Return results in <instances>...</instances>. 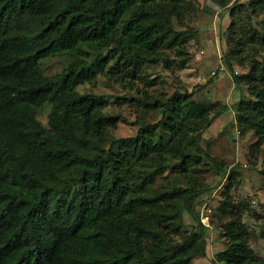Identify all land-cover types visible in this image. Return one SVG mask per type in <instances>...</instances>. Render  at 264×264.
<instances>
[{
  "label": "trees",
  "instance_id": "obj_1",
  "mask_svg": "<svg viewBox=\"0 0 264 264\" xmlns=\"http://www.w3.org/2000/svg\"><path fill=\"white\" fill-rule=\"evenodd\" d=\"M213 2L214 11L229 9L224 61L253 98L237 103L236 122L262 140L264 0ZM193 10L191 0H0V264H193L191 249L206 231L194 201L209 188L192 183L191 172L204 160L228 175L223 215L237 175L201 146L226 106L212 111L189 93L173 94L148 104L162 108L157 123L114 138L107 133L118 118L101 113L104 98L77 90L101 74L138 79L145 63L183 68L194 34L176 31L174 21L182 26ZM84 45L105 53L87 61ZM164 49L179 62L164 59ZM58 55L70 61L47 74L43 63ZM232 61L247 73L235 74ZM45 104L47 126L36 117ZM167 171L175 181L154 187ZM233 230L247 236L239 222ZM217 259L264 264L245 244Z\"/></svg>",
  "mask_w": 264,
  "mask_h": 264
},
{
  "label": "rangeland",
  "instance_id": "obj_2",
  "mask_svg": "<svg viewBox=\"0 0 264 264\" xmlns=\"http://www.w3.org/2000/svg\"><path fill=\"white\" fill-rule=\"evenodd\" d=\"M249 0H240L241 4ZM212 2V3H211ZM213 0H191L193 11L188 12L183 25L174 21L175 30L192 31L185 46L188 61L183 68L169 69L161 61L145 63L138 79H122L111 73L98 75L94 85L84 84L77 88L80 93H92L104 98L107 106L101 113L118 118L116 127L109 129L107 136L133 137L140 122L155 124L161 119L162 108H150L148 104L164 101L173 94L189 93L195 101L215 111L226 106L227 110L215 119L201 138V146L228 169H235L236 178L228 189L230 206L226 214L218 207L224 201L223 192L227 189V174L216 170L204 160L198 169L191 172L192 183L208 187V191L194 201L200 222L206 227L205 242L193 244L191 251L197 256L193 264H225L217 259V254L231 244H245L256 255L264 259V139H258L254 132L244 129L236 122L237 103L252 101L245 84H234L231 71L224 58L230 49L225 30L229 24L226 8L214 11ZM216 5V4H215ZM230 5V4H229ZM215 7V9H218ZM263 23V17L259 18ZM83 57L91 61L105 50L83 46ZM168 62H179L173 51L160 52ZM70 61L68 55H58L43 63L47 74H54ZM232 71L246 74L247 66L232 61ZM50 105L37 110V120L47 126ZM228 173V172H227ZM173 172L156 176L154 187L175 181ZM184 230L195 228L194 221L184 216ZM240 225L247 236L238 237L233 226Z\"/></svg>",
  "mask_w": 264,
  "mask_h": 264
}]
</instances>
